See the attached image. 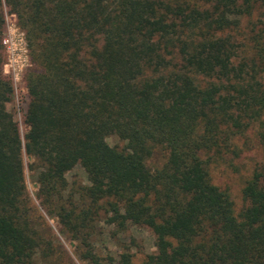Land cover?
Instances as JSON below:
<instances>
[{"label":"trees","instance_id":"obj_1","mask_svg":"<svg viewBox=\"0 0 264 264\" xmlns=\"http://www.w3.org/2000/svg\"><path fill=\"white\" fill-rule=\"evenodd\" d=\"M2 6L25 33L30 66L22 134L7 109L0 10V264H35L44 242L24 156L35 201L82 264H134L133 237L117 257L97 253L102 224L116 238L151 232L155 251L140 264H264V164L238 211L213 182L228 155H264V0ZM78 167L85 182L69 181Z\"/></svg>","mask_w":264,"mask_h":264},{"label":"rangeland","instance_id":"obj_2","mask_svg":"<svg viewBox=\"0 0 264 264\" xmlns=\"http://www.w3.org/2000/svg\"><path fill=\"white\" fill-rule=\"evenodd\" d=\"M0 10L3 12L4 18L2 40L5 38L9 39L7 46H4V44L1 43L5 55L2 71L12 79L15 96V100L7 105V109L12 113L14 120L19 124L20 131L23 134L25 131V125L23 122V114L19 110V105L21 94L25 92L22 77L26 69L30 66L27 41L24 31L20 29L17 24L16 16L10 14L5 6H2ZM254 14L256 15V13ZM255 15L254 19L259 17L258 15ZM8 29H10L11 35L8 33ZM8 58L11 59L10 62L8 61ZM6 64L8 66L5 67ZM107 141L111 146L121 144L116 137H110ZM161 157V154H156L152 159V163L160 165L163 161ZM227 157L228 159L222 161L220 165L217 164L214 166L213 182L222 190L228 191L230 197L235 202V207L238 211L244 205L241 194L244 182L250 177L254 169H257L264 164V155L260 148L255 147L251 151L243 153L239 158H231L229 155ZM27 163L28 161L24 156V174L27 190L33 199L35 209H37L35 216L41 217L39 219L35 218V221L38 224V228L44 241L35 257V264H82L74 254V243L60 234V227L57 220L49 218L35 201V186L29 178L26 169ZM72 177L85 182L84 171L79 167L67 175L69 181L72 180ZM111 230V227L102 224L93 239L96 245V251L100 255L117 257L122 251L120 243L130 241V237L136 239L138 247V250L132 248L131 251L132 253H135L133 258L134 264H140L145 253L155 251L154 236L147 229H132L125 235H119L117 238L113 236Z\"/></svg>","mask_w":264,"mask_h":264},{"label":"built area","instance_id":"obj_3","mask_svg":"<svg viewBox=\"0 0 264 264\" xmlns=\"http://www.w3.org/2000/svg\"><path fill=\"white\" fill-rule=\"evenodd\" d=\"M8 33L11 35V31H10V29H8ZM2 43L4 44V46H7V44L9 43V39H7V38L3 39V40H2ZM8 61L10 62L11 59L8 58ZM6 66H8V65L6 64L5 67H6Z\"/></svg>","mask_w":264,"mask_h":264}]
</instances>
